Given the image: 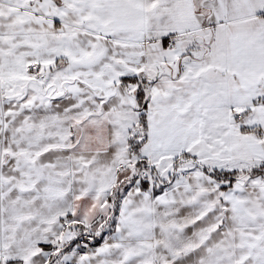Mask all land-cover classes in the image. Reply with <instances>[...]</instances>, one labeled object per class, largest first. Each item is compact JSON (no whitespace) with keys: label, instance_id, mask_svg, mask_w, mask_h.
Instances as JSON below:
<instances>
[{"label":"snow or ice","instance_id":"6c2138e0","mask_svg":"<svg viewBox=\"0 0 264 264\" xmlns=\"http://www.w3.org/2000/svg\"><path fill=\"white\" fill-rule=\"evenodd\" d=\"M0 264H264V0H0Z\"/></svg>","mask_w":264,"mask_h":264}]
</instances>
